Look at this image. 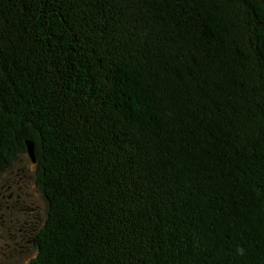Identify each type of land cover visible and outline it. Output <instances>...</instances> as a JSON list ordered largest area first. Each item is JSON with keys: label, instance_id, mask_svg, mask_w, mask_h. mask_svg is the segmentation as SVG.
I'll list each match as a JSON object with an SVG mask.
<instances>
[{"label": "trees", "instance_id": "obj_1", "mask_svg": "<svg viewBox=\"0 0 264 264\" xmlns=\"http://www.w3.org/2000/svg\"><path fill=\"white\" fill-rule=\"evenodd\" d=\"M26 139L28 264H264V0H0V171Z\"/></svg>", "mask_w": 264, "mask_h": 264}, {"label": "rangeland", "instance_id": "obj_2", "mask_svg": "<svg viewBox=\"0 0 264 264\" xmlns=\"http://www.w3.org/2000/svg\"><path fill=\"white\" fill-rule=\"evenodd\" d=\"M37 180V160L32 162L26 151L0 171V192L7 201L0 209V264H28L36 254L17 229L39 215L45 222L48 207Z\"/></svg>", "mask_w": 264, "mask_h": 264}, {"label": "flooded vegetation", "instance_id": "obj_3", "mask_svg": "<svg viewBox=\"0 0 264 264\" xmlns=\"http://www.w3.org/2000/svg\"><path fill=\"white\" fill-rule=\"evenodd\" d=\"M23 177H26L25 174L22 175ZM43 196V194H42ZM44 198V196H43ZM45 199V198H44ZM7 201L5 200L4 195L0 192V209L3 205L7 207ZM29 210H33V208H27ZM44 222L41 223V216H37V220H30V221H24L22 225L17 229L22 236L26 235L25 242L29 244L30 247H35V238L38 231L42 228Z\"/></svg>", "mask_w": 264, "mask_h": 264}, {"label": "water", "instance_id": "obj_4", "mask_svg": "<svg viewBox=\"0 0 264 264\" xmlns=\"http://www.w3.org/2000/svg\"><path fill=\"white\" fill-rule=\"evenodd\" d=\"M25 149H26V152H27L29 158L31 159V161L35 162V160H36V157H35V146H34V143L31 140H29V139L25 140Z\"/></svg>", "mask_w": 264, "mask_h": 264}]
</instances>
